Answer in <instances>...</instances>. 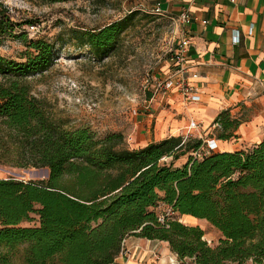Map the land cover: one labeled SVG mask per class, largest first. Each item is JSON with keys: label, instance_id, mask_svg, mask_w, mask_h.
Returning a JSON list of instances; mask_svg holds the SVG:
<instances>
[{"label": "trees", "instance_id": "trees-1", "mask_svg": "<svg viewBox=\"0 0 264 264\" xmlns=\"http://www.w3.org/2000/svg\"><path fill=\"white\" fill-rule=\"evenodd\" d=\"M135 15L84 32L82 43L107 54ZM18 27L0 5V46L12 38L25 48L21 62L0 56V166L47 169L48 178L0 179V264H117L128 237L166 243L179 264H264V139L198 158L203 139L129 149L120 133L97 138L88 128L65 129L26 80L53 65L55 47ZM213 125L216 139L229 141L241 122L226 110ZM159 203L209 223L218 246H208L197 226L161 222L153 211ZM32 214L39 226L22 227Z\"/></svg>", "mask_w": 264, "mask_h": 264}, {"label": "rangeland", "instance_id": "rangeland-1", "mask_svg": "<svg viewBox=\"0 0 264 264\" xmlns=\"http://www.w3.org/2000/svg\"><path fill=\"white\" fill-rule=\"evenodd\" d=\"M156 2L72 0L50 4L45 0H0L11 21L19 25L17 31L26 30L33 24L40 25L43 39L55 47L53 65L26 80L32 96L44 104L48 115L61 122L63 128H88L97 138L120 133L127 148L131 149L133 143L127 141L148 98L146 89L151 86L152 78L162 76L160 70L168 61V44L179 32L172 21L153 12ZM133 12L136 13L133 22L107 54L95 55L82 43L84 32L103 28ZM24 50L18 39L7 38L0 46V56L21 62ZM3 82L0 76V83ZM187 139L199 138L189 136ZM184 162L185 158H182L175 165ZM8 178L24 182L44 181L48 178V170L0 166V179ZM153 211L161 222L165 218L179 219L183 224L191 222L204 232L208 246H218L221 236L206 221L180 217L163 203ZM21 226L38 227V216L32 214L30 222ZM156 249L153 252L157 256L155 261L179 264L171 255L163 256L159 247ZM190 263L189 260L183 262ZM14 264L20 263L15 260Z\"/></svg>", "mask_w": 264, "mask_h": 264}, {"label": "crops", "instance_id": "crops-1", "mask_svg": "<svg viewBox=\"0 0 264 264\" xmlns=\"http://www.w3.org/2000/svg\"><path fill=\"white\" fill-rule=\"evenodd\" d=\"M156 5L167 18L177 19L181 13L191 18L184 26L190 42L188 76L199 100L185 102L170 93L142 108L129 137L131 149L178 136L215 141V152L241 151L259 143L264 139V0H157ZM168 68L166 63L162 75ZM226 110L241 125L236 138L219 141L213 122ZM190 124L196 128L190 129ZM158 247L163 256L175 257L166 243L128 237L124 250L129 255L116 263L166 264L155 261Z\"/></svg>", "mask_w": 264, "mask_h": 264}, {"label": "built area", "instance_id": "built-area-1", "mask_svg": "<svg viewBox=\"0 0 264 264\" xmlns=\"http://www.w3.org/2000/svg\"><path fill=\"white\" fill-rule=\"evenodd\" d=\"M153 12L157 15L166 16L160 9L159 5L153 9ZM167 18V17H166ZM178 29V37H172L166 55L168 56L167 64L169 66L168 71L162 76L154 77L151 79V86L148 91V98L144 101L145 109H148L150 104L156 102L160 98H165L170 93H176L181 96L185 102H195L199 100L194 86L191 84L189 79V67L187 61V54L189 48V39L184 32V26L191 22V18L187 13H181L177 19L168 18ZM29 37L38 38L41 36L40 25H30L26 30ZM250 33V32H249ZM238 42V36L235 37V42ZM192 78H196V75H192ZM196 128V125L190 124V129ZM131 143L130 138L127 141ZM217 144L215 141H204V146L199 153H196V157L200 158L208 152L216 151ZM160 221H162L160 219ZM125 244V241L123 242ZM128 252L124 249L121 252V256H128ZM174 262H178L174 257ZM170 264H174L170 261ZM177 264V263H176Z\"/></svg>", "mask_w": 264, "mask_h": 264}, {"label": "bare ground", "instance_id": "bare-ground-1", "mask_svg": "<svg viewBox=\"0 0 264 264\" xmlns=\"http://www.w3.org/2000/svg\"><path fill=\"white\" fill-rule=\"evenodd\" d=\"M188 219V218H187ZM189 220H195L194 218H192V219H189Z\"/></svg>", "mask_w": 264, "mask_h": 264}]
</instances>
